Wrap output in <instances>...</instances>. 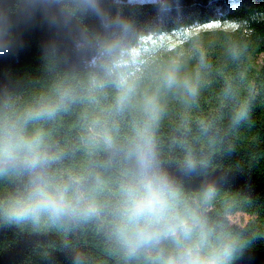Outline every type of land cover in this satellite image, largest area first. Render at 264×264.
I'll return each instance as SVG.
<instances>
[{"label": "clouds", "instance_id": "9594fccd", "mask_svg": "<svg viewBox=\"0 0 264 264\" xmlns=\"http://www.w3.org/2000/svg\"><path fill=\"white\" fill-rule=\"evenodd\" d=\"M264 6L0 0V264H245L264 200L236 177L264 109ZM212 95L208 103L206 97Z\"/></svg>", "mask_w": 264, "mask_h": 264}, {"label": "trees", "instance_id": "16d2710c", "mask_svg": "<svg viewBox=\"0 0 264 264\" xmlns=\"http://www.w3.org/2000/svg\"><path fill=\"white\" fill-rule=\"evenodd\" d=\"M185 8L189 11H199L208 14L213 9L226 11L229 13L244 14L246 12L259 11L264 6V0H183ZM256 29L253 37L254 44L251 52L252 63L258 54L264 52V22H253ZM39 49L35 38L21 50L16 56L0 60V70L3 67L10 68L13 73L18 75L35 74L39 62ZM259 66V65H258ZM257 66V67H258ZM208 103L213 100L212 95L206 97ZM255 125L251 131L245 132V138L241 141L242 152L241 159H247L254 145L251 143L253 136H258L264 141V109H257L254 114ZM264 147V146H262ZM237 185L250 183L254 185L255 193L264 200V159L255 164L251 170H246L244 174L236 177ZM3 264H14L11 257H4ZM245 264H264V242H258L256 246L248 253Z\"/></svg>", "mask_w": 264, "mask_h": 264}, {"label": "rangeland", "instance_id": "374dc122", "mask_svg": "<svg viewBox=\"0 0 264 264\" xmlns=\"http://www.w3.org/2000/svg\"><path fill=\"white\" fill-rule=\"evenodd\" d=\"M261 56H264V52L258 54L257 56H255L254 58V65L258 66V60Z\"/></svg>", "mask_w": 264, "mask_h": 264}]
</instances>
